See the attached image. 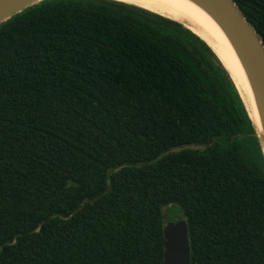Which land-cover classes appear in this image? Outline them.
<instances>
[{"label": "trees", "instance_id": "trees-1", "mask_svg": "<svg viewBox=\"0 0 264 264\" xmlns=\"http://www.w3.org/2000/svg\"><path fill=\"white\" fill-rule=\"evenodd\" d=\"M232 1L264 41V0ZM165 209L191 264H264L261 145L213 48L117 0L2 23L0 264H164Z\"/></svg>", "mask_w": 264, "mask_h": 264}, {"label": "water", "instance_id": "water-1", "mask_svg": "<svg viewBox=\"0 0 264 264\" xmlns=\"http://www.w3.org/2000/svg\"><path fill=\"white\" fill-rule=\"evenodd\" d=\"M42 1L44 0H0V25L5 21L9 20L14 15ZM194 1L200 6H202L222 27L228 39L230 40L235 52L237 53V56L239 57V60L248 76L259 113L261 129L257 128L253 123V120L250 117L245 102L240 92H238L244 102L249 118L252 121V124L255 129V136L259 140L262 152L264 151V41L255 31V29L248 23L247 19L245 18L239 7L232 0ZM178 22L182 23L184 26L189 28L183 22ZM226 69L228 70L227 67ZM231 78L233 79L232 75ZM204 149L205 146L202 145H187L184 147H177L158 156L154 161L158 162L159 160L163 159L164 156L169 155L171 153H180L185 150L202 151ZM126 167H128V165H122L115 169V171L117 172ZM164 247V264H191L189 228L188 223L185 219L165 224Z\"/></svg>", "mask_w": 264, "mask_h": 264}, {"label": "bare ground", "instance_id": "bare-ground-1", "mask_svg": "<svg viewBox=\"0 0 264 264\" xmlns=\"http://www.w3.org/2000/svg\"><path fill=\"white\" fill-rule=\"evenodd\" d=\"M133 3L186 24L220 56L230 71L255 126L261 129L259 113L248 76L230 40L219 23L194 0H119Z\"/></svg>", "mask_w": 264, "mask_h": 264}, {"label": "rangeland", "instance_id": "rangeland-1", "mask_svg": "<svg viewBox=\"0 0 264 264\" xmlns=\"http://www.w3.org/2000/svg\"><path fill=\"white\" fill-rule=\"evenodd\" d=\"M170 18V17H169ZM173 19V18H172ZM196 33V32H195ZM197 34V33H196ZM197 35H199V34H197ZM200 36V35H199ZM238 89V88H237ZM238 91H239V89H238ZM262 155H263V159H264V151H262ZM168 213H169V211H168V209H165L164 210V214H166V216L168 215ZM176 214L175 213H171L169 216H167L166 218H165V224H167V223H169V222H175V221H177V220H179V217L177 216H175Z\"/></svg>", "mask_w": 264, "mask_h": 264}]
</instances>
